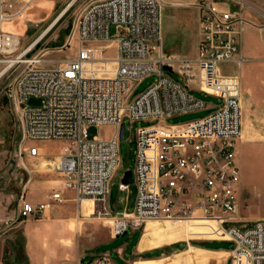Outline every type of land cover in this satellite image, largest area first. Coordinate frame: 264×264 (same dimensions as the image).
Returning <instances> with one entry per match:
<instances>
[{
  "label": "built area",
  "instance_id": "1",
  "mask_svg": "<svg viewBox=\"0 0 264 264\" xmlns=\"http://www.w3.org/2000/svg\"><path fill=\"white\" fill-rule=\"evenodd\" d=\"M32 1L0 0V77L7 75L4 93L21 121V158L39 155L35 141H62L58 171L65 188L75 191L78 202H91L89 216L111 221L113 237L144 229L151 220L205 222L216 240L234 243L230 264H264V218L248 223L238 218L241 78L220 67L245 61L243 35L253 24L245 0L194 3L200 39L192 56L164 53L162 0H80L70 37L75 34L82 45L75 57L51 65L44 58L47 49L29 56L33 45L21 50L20 35L4 27ZM111 25L117 29L113 36ZM113 44L116 53L109 56ZM150 74L156 80L135 95V83ZM194 92L221 103L204 117L168 124L169 117L208 108ZM30 97L41 103L29 105ZM126 117L156 123L137 129L135 205L114 213L110 186L121 168L120 127ZM102 125L115 126L112 136H89L91 126ZM127 187L120 184L121 190ZM50 199L34 204L21 198L18 219H42L54 202L64 200L59 191ZM85 263L114 264L110 252H87L77 264Z\"/></svg>",
  "mask_w": 264,
  "mask_h": 264
},
{
  "label": "rangeland",
  "instance_id": "2",
  "mask_svg": "<svg viewBox=\"0 0 264 264\" xmlns=\"http://www.w3.org/2000/svg\"><path fill=\"white\" fill-rule=\"evenodd\" d=\"M45 1L47 4L44 6H36L34 5L36 1H33V4L31 3L22 16L11 20L10 24L14 26L13 29L21 37L20 49L23 50L33 45L28 53L29 56L39 54L47 49L44 52V58L46 61H51L47 62L48 65H51L55 63V60L64 61L75 57L82 45L75 34L70 37L74 14L80 0L73 5H70L72 0ZM162 2L164 53L167 55H194L196 52L194 46L199 40L197 12L195 13V10L192 9L196 7L190 5L193 7L186 8L170 0H162ZM186 10H189V13ZM179 18L180 22L177 23ZM53 22H55L54 26L40 41H37ZM259 22L264 23V19ZM249 26L251 27L249 28ZM249 26L243 35V56L245 58L243 64L237 66L231 62L223 63L220 66L224 73L238 75L242 83V132L238 141V159L242 173L238 212L241 223L257 220L255 217L258 215L264 218V27L260 28L258 23H254L255 29L252 25ZM116 32L115 25H111L110 34L113 36ZM65 44H67L66 47L61 48ZM115 51L116 47L113 44L107 50V54L113 56ZM3 66L4 63L0 65V69ZM156 78L155 74H150L135 83L134 94L146 90ZM7 79V75L0 77V199L2 202L11 199L10 209L16 210L19 206L27 172L21 158L23 141L21 121L13 103L4 93ZM194 93L206 102L208 108L169 117L168 124L183 123L204 117L221 103V99L216 96L201 92ZM27 103L35 106L41 103V99L30 97ZM123 123L125 136L120 142L121 168L112 179L110 186V189H113L114 198L117 196L125 171L133 170L135 167L137 129L156 122H133L126 117ZM114 130L115 126L113 125L91 126L88 133L90 137L109 138ZM59 147L61 145L57 144L56 148L59 149ZM129 186L132 198H134L137 186L133 179ZM114 213L118 212L114 211ZM169 223L152 220L147 223L144 229L129 230L123 235L113 237L110 220L88 216L81 225L74 223L73 241L75 247L87 248L88 253L110 252L114 264H158L157 259L138 258L161 257L187 248L185 252L174 257L173 264H230V251L220 248L231 250L234 243L216 240L207 231L212 227L206 225L205 222ZM141 238L142 246L170 245L140 253L137 252V249ZM193 241L196 244H193ZM205 241H217L212 242V245L220 248L205 247L201 244ZM118 248H122L121 253ZM209 251L213 252L207 253Z\"/></svg>",
  "mask_w": 264,
  "mask_h": 264
},
{
  "label": "crops",
  "instance_id": "3",
  "mask_svg": "<svg viewBox=\"0 0 264 264\" xmlns=\"http://www.w3.org/2000/svg\"><path fill=\"white\" fill-rule=\"evenodd\" d=\"M13 1L21 3L24 0ZM33 1H36L34 4L36 6H44L47 4L45 0ZM170 1L183 5L186 8H192L193 6L190 5H194L199 0ZM245 2V12L247 17L253 22L251 24L253 28L255 29L256 27L254 23H258L260 28L264 27V23L259 22L261 19H264V0H245ZM192 9L195 10V13L197 12L196 19L200 39V9L198 7ZM186 12L189 13V10H186ZM179 22L180 18L177 19V23ZM4 27L9 31L17 33L10 22H6ZM197 46L198 43L194 46L196 52ZM33 144L39 147V155L37 157L24 155L22 158L24 169L27 172V178L20 199H25L34 204L48 202L51 201L50 196L52 192L59 191L64 200L54 202L46 210L45 216L42 219L19 220L18 208L16 210L10 209L12 200L2 202L0 199V264H77L88 251L87 248L81 249L80 247H75L73 241L75 232L74 223L81 225L87 219L89 216V208L92 209V204L90 201L78 202L75 191L64 186L63 176L58 171L59 155L63 150V142L60 140H41L35 141ZM57 144L61 145L59 149L56 148ZM135 198L136 193L134 198H132L129 185L125 190H121L119 185V190L115 198L113 197V189H110V205L113 212L121 213L131 211L135 205ZM258 218H262V216L258 215L255 217V219ZM171 223L174 222H170L169 224ZM141 244L142 238L137 249V252L140 253L170 245L142 246ZM187 249L178 250L161 257L138 259H157L158 264H173L174 257L185 252ZM220 249L229 251V249L225 248ZM118 251L121 253L122 248H118ZM212 252L209 251L207 253Z\"/></svg>",
  "mask_w": 264,
  "mask_h": 264
},
{
  "label": "water",
  "instance_id": "4",
  "mask_svg": "<svg viewBox=\"0 0 264 264\" xmlns=\"http://www.w3.org/2000/svg\"><path fill=\"white\" fill-rule=\"evenodd\" d=\"M165 69L167 70H171V68L169 66H164ZM125 136V126L122 124L120 127V140H123ZM133 176V171L132 170H126L123 178H122V182L126 185L130 184V180ZM88 264V263H85Z\"/></svg>",
  "mask_w": 264,
  "mask_h": 264
},
{
  "label": "trees",
  "instance_id": "5",
  "mask_svg": "<svg viewBox=\"0 0 264 264\" xmlns=\"http://www.w3.org/2000/svg\"><path fill=\"white\" fill-rule=\"evenodd\" d=\"M212 242H217V241H205V242H202L201 244L205 247H208V248H220L218 246H213L212 245ZM193 244H196L195 241L192 242Z\"/></svg>",
  "mask_w": 264,
  "mask_h": 264
},
{
  "label": "bare ground",
  "instance_id": "6",
  "mask_svg": "<svg viewBox=\"0 0 264 264\" xmlns=\"http://www.w3.org/2000/svg\"><path fill=\"white\" fill-rule=\"evenodd\" d=\"M60 17H61V15H60ZM55 24V23H54ZM13 61V60H12ZM85 202H88V200H86ZM152 221V220H151ZM149 222V221H148ZM194 230H196V229H194Z\"/></svg>",
  "mask_w": 264,
  "mask_h": 264
}]
</instances>
